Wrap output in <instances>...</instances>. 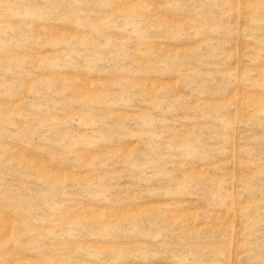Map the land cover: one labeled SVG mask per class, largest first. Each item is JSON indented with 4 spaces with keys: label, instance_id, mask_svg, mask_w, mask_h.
<instances>
[{
    "label": "rangeland",
    "instance_id": "obj_1",
    "mask_svg": "<svg viewBox=\"0 0 264 264\" xmlns=\"http://www.w3.org/2000/svg\"><path fill=\"white\" fill-rule=\"evenodd\" d=\"M0 264H264V0H0Z\"/></svg>",
    "mask_w": 264,
    "mask_h": 264
}]
</instances>
